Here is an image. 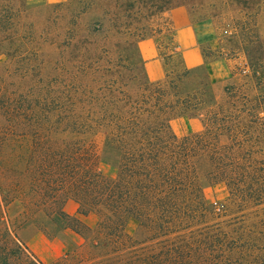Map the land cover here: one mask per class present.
<instances>
[{
    "label": "trees",
    "instance_id": "trees-1",
    "mask_svg": "<svg viewBox=\"0 0 264 264\" xmlns=\"http://www.w3.org/2000/svg\"><path fill=\"white\" fill-rule=\"evenodd\" d=\"M29 2L0 0V55L12 62L34 42L29 33L30 39L21 35ZM196 2L202 7L206 0H68L65 8L74 27L64 33V109H25L0 88L5 99L1 264H42L25 255L17 236L19 227L35 222L40 213L85 236L83 244L50 264H264V214L245 213L228 223L211 219L223 207L208 203L198 170L202 161L211 183H225L229 199L224 208H250L252 196L264 189V168L253 157L250 129L240 127L234 108L225 112L216 101L204 65L153 83L140 55L139 44L151 32L173 39L168 24L153 27L150 22L171 6L194 8ZM262 8L257 3L249 21L239 23L246 69L260 96L264 39L257 16ZM88 15L98 17L81 22ZM197 80L199 86L190 89ZM202 110L208 115L201 132L180 137L173 131L175 118ZM243 128L249 136L241 140ZM99 134L120 156L113 179L100 170ZM69 199L78 204L80 215H98L95 227L66 213ZM14 202L22 212L19 223L12 224L3 217ZM130 218L138 221L142 239L126 232Z\"/></svg>",
    "mask_w": 264,
    "mask_h": 264
},
{
    "label": "rangeland",
    "instance_id": "rangeland-1",
    "mask_svg": "<svg viewBox=\"0 0 264 264\" xmlns=\"http://www.w3.org/2000/svg\"><path fill=\"white\" fill-rule=\"evenodd\" d=\"M67 2L68 0H30V10L22 16L24 31L21 35L30 39L27 35L29 33L34 42L26 44L23 56L13 62L5 55H0L1 92H10L12 101L16 100L25 109H64L62 103L66 77L65 61L62 56L64 33L70 27H74L70 25V12L65 8ZM257 3L263 5L262 11L257 16V29L264 39V0H206L202 7L200 4L197 5V2L194 8L182 4L169 7L161 18H155L150 23L153 27H156L157 23L168 24L173 39L170 40L169 36L161 39L158 33L151 32V35L140 42L139 51L148 80L153 83L164 81L170 73L172 75L198 67H185L181 56L182 47L176 39L178 23L174 21L173 14L177 13L176 18L179 21L181 16L175 10L183 8L187 11L197 47L203 58L201 65L207 69L214 97L223 106L225 112L234 108L240 116L238 120L240 127L250 129L253 157L261 161L264 168V94L259 95L256 82L250 70L246 69L247 58L242 50L244 42L239 27L240 22L249 21L248 15ZM97 17L84 16L81 22L90 23ZM250 36L252 37V34ZM101 79L107 80L106 77ZM125 81L123 78L119 80L123 90L126 88ZM200 83V80L190 83L189 88L194 89ZM89 85L93 86L92 81ZM227 87H236V91L232 92L231 88L229 92ZM2 93H0V125L4 123L1 104L5 99ZM50 93L53 97L51 99L48 98ZM207 115L205 110L187 113L175 118L171 127L180 137L197 134L203 130ZM245 129L239 130L241 140L249 136ZM95 141L101 153V172L108 178H115L119 168V153L108 145L102 134L96 136ZM226 141V137H223L222 142ZM198 170L203 179L208 203L224 208L229 199V191L225 183H211L205 176V166L202 161L198 162ZM223 208L216 217L210 216L211 219L228 223L242 219L241 215L245 213L262 215L264 189L252 196L250 208L240 211H229L227 208H224L226 210L224 211ZM21 212V204L14 202L3 218L9 219L12 224L19 223ZM80 219L86 227H95L99 217L91 212L82 215ZM36 232L41 233L42 236L35 235ZM126 232L136 239H142L139 223L134 218L127 221ZM75 235H78V238ZM17 236L25 255H28L30 260H34L35 257L42 264L52 262H43L37 254L47 253L59 256L61 259L67 251L77 248L85 241L83 233L72 228L62 229L60 224L49 220L44 213H40L35 222L28 221L21 225L17 230Z\"/></svg>",
    "mask_w": 264,
    "mask_h": 264
},
{
    "label": "crops",
    "instance_id": "crops-1",
    "mask_svg": "<svg viewBox=\"0 0 264 264\" xmlns=\"http://www.w3.org/2000/svg\"><path fill=\"white\" fill-rule=\"evenodd\" d=\"M175 11L179 12L181 16L178 21L176 18L177 13L173 14L174 21L178 23V31H177L176 39L177 42L182 47L181 56H182L183 64L187 68L200 66L201 64H203V58L197 47V41L195 38L194 30L189 20V15L187 14V11H185L183 8L176 9ZM64 210L66 211V213H68L71 216H78L82 218V215L78 213V204L72 199L66 201L64 205ZM35 235L42 236V234L39 232H36ZM75 237L78 238V235H75ZM42 238L43 240H45L44 237ZM37 255L43 262H47V263L59 259V256L56 257L54 255H48L47 253H43L42 255L39 254Z\"/></svg>",
    "mask_w": 264,
    "mask_h": 264
}]
</instances>
